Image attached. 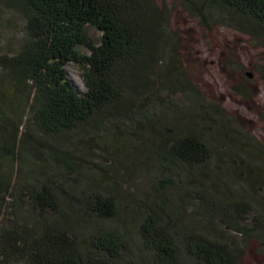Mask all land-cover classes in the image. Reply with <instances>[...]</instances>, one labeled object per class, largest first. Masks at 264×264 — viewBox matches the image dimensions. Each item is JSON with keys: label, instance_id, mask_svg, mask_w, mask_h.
Instances as JSON below:
<instances>
[{"label": "trees", "instance_id": "obj_1", "mask_svg": "<svg viewBox=\"0 0 264 264\" xmlns=\"http://www.w3.org/2000/svg\"><path fill=\"white\" fill-rule=\"evenodd\" d=\"M177 1L204 28L226 18L264 47V0ZM6 6L22 17L23 38L16 53L0 55V264H245L244 247L222 239L215 224L264 253V207L249 197L219 198L205 182L211 171H241L225 144L241 135L235 120L182 72L171 80L180 103L160 101L167 21L154 0ZM86 26L100 33L97 45ZM68 63L81 68V94L66 79ZM257 72L264 77V64ZM231 90L253 100L243 85ZM112 125L149 138L154 191L146 200L120 196L112 179L74 155L82 127Z\"/></svg>", "mask_w": 264, "mask_h": 264}, {"label": "rangeland", "instance_id": "obj_2", "mask_svg": "<svg viewBox=\"0 0 264 264\" xmlns=\"http://www.w3.org/2000/svg\"><path fill=\"white\" fill-rule=\"evenodd\" d=\"M154 2L164 10L167 21L156 75L160 101L167 105L180 103V95L171 90V80L177 72H182L208 104L217 105L235 120L241 135L231 137L225 144L236 156L234 163L241 171L236 170L234 174L211 171L205 182L219 198L249 197L256 207H264V77L257 72L264 64V47L238 31L226 18L206 29L177 0ZM85 32L93 44L99 43L100 33L93 26H86ZM22 38V17L6 6V0H0V55L16 53ZM76 51L88 54L81 46H77ZM64 70L66 79L79 94L83 93L81 68L68 63ZM238 85L252 94L251 102L233 93L231 87ZM78 134L81 141L73 152L87 170L99 175L104 173L112 179L124 198H149L154 188L147 174L152 162L148 137L131 138L113 125L97 132L84 126ZM27 214L28 209L24 207L18 215L25 219ZM13 222L5 210L3 224L10 228ZM252 222L253 216L248 214L245 224L251 226ZM214 228L222 239L244 247L245 264H264V253L258 252L254 242L247 244L243 238L217 224Z\"/></svg>", "mask_w": 264, "mask_h": 264}, {"label": "water", "instance_id": "obj_3", "mask_svg": "<svg viewBox=\"0 0 264 264\" xmlns=\"http://www.w3.org/2000/svg\"><path fill=\"white\" fill-rule=\"evenodd\" d=\"M246 76H247V77H249V75H248V74H246Z\"/></svg>", "mask_w": 264, "mask_h": 264}]
</instances>
